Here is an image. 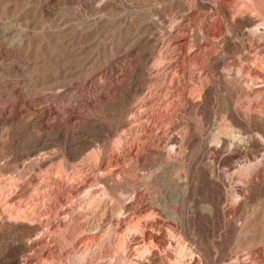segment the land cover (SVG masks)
<instances>
[{
	"label": "rangeland",
	"instance_id": "obj_1",
	"mask_svg": "<svg viewBox=\"0 0 264 264\" xmlns=\"http://www.w3.org/2000/svg\"><path fill=\"white\" fill-rule=\"evenodd\" d=\"M45 1L0 0V264H264V0Z\"/></svg>",
	"mask_w": 264,
	"mask_h": 264
},
{
	"label": "bare ground",
	"instance_id": "obj_2",
	"mask_svg": "<svg viewBox=\"0 0 264 264\" xmlns=\"http://www.w3.org/2000/svg\"><path fill=\"white\" fill-rule=\"evenodd\" d=\"M53 0H46L45 2L46 3H51ZM103 1H106V0H103ZM123 1V0H122ZM131 3H136L138 0H129ZM170 1H172V3L174 2V3H177V4H180V6H181V4H183L184 3V1L185 0H170ZM198 2H199V4H205L206 3V0H197ZM115 2H117V1H115ZM139 2V1H138ZM103 2H101V4H102ZM101 4L100 5H98L99 7V9H97L98 11H97V13L98 14H100V15H105V12H103V11H105L106 10V8L105 7H107L109 4H107V2H106V4H103V6H101ZM125 4H126V1H125ZM138 4V3H137ZM52 5V4H51ZM176 5V4H175ZM101 6V7H100ZM118 6H119V4H118ZM183 6H184V4H183ZM185 6H186V4H185ZM185 8V7H184ZM186 9V8H185ZM102 13H104V14H102ZM7 17V16H6ZM4 18V17H3ZM8 18V17H7ZM92 19H94V18H92ZM3 20V19H2ZM95 20V19H94ZM3 23V22H2ZM6 23V22H5ZM9 25V24H8ZM2 29V28H1ZM7 29H10L9 27H7ZM8 31V30H7ZM11 31H12V29H11ZM18 31V30H17ZM2 32V31H1ZM6 34H7V32H6ZM8 34L10 35V33L8 32ZM21 34V33H20ZM19 35V34H18ZM22 36V35H21ZM12 37V36H11ZM7 40V39H6ZM19 40L20 39H13L12 38V40H10V45H12V46H16L17 44H18V42H19ZM11 48V47H10ZM17 48V47H16ZM101 83V82H100ZM102 84V83H101ZM23 124V123H22ZM91 124V123H90ZM95 124V123H94ZM21 125V124H20ZM103 126V125H102ZM87 127V126H86ZM103 128V127H102ZM62 128H60V130H61ZM81 129H83V128H81ZM104 129V128H103ZM18 130V129H17ZM67 130V129H66ZM104 130H106V128L104 129ZM65 131V130H64ZM63 131V132H64ZM107 131H109V130H107ZM21 132H22V130H21ZM53 132V131H52ZM56 132H58V131H56ZM69 132V131H68ZM68 132H65L66 134L68 133ZM63 134V133H62ZM68 136H70V134L68 133ZM227 136V135H226ZM225 137V136H224ZM229 138V137H228ZM230 139V138H229ZM220 140V139H219ZM218 140V141H219ZM227 140V139H226ZM220 142V141H219ZM222 142V141H221ZM232 142V141H231ZM231 147V146H230ZM151 177V176H150ZM149 177V178H150ZM106 182V181H105ZM111 186V185H110ZM114 188H115V186H113ZM176 198H178V197H176ZM118 199V198H117ZM117 202V201H116ZM221 203V202H220ZM114 204V203H113ZM105 205H107V204H105ZM115 205V204H114ZM113 206V205H112ZM201 207V206H200ZM114 208V207H113ZM117 209V208H116ZM166 209V208H165ZM206 209V208H205ZM113 211V210H112ZM105 213V212H104ZM174 213V212H173ZM79 214H81V213H79ZM176 214V213H175ZM82 215V214H81ZM173 216V215H172ZM176 216V215H175ZM174 217V216H173ZM176 217H178V215L176 216ZM81 218V217H80ZM175 218V217H174ZM86 227V226H85ZM134 227V226H133ZM84 229V228H83ZM88 230V229H87ZM81 231V230H80ZM85 232H87L86 230H85ZM139 234H140V232H139ZM142 234V233H141ZM142 236V235H141ZM92 237V236H91ZM97 237V236H96ZM92 238H95V236L94 237H92ZM85 240H86V238H85ZM88 240V239H87ZM94 240H96V239H94ZM91 241H93V239L91 240ZM117 241V240H116ZM115 241V242H116ZM88 242V244L89 243H91L90 241H87ZM81 243V242H80ZM80 243H78V244H80ZM86 243V242H85ZM117 243V242H116ZM81 244H83V243H81ZM119 244V243H118ZM86 245H87V243H86ZM85 245V246H86ZM116 246H117V244H116ZM87 247V246H86ZM85 247V248H86ZM113 247V246H112ZM22 248V250L23 251H25L26 250V246H24V247H21ZM81 248H84V246L83 247H81ZM84 248V249H85ZM80 249V248H79ZM78 249V250H79ZM115 249V248H114ZM22 250H21V253H22ZM87 250V249H86ZM85 250H83V252H84ZM19 252H20V250H19ZM21 253H19V254H21ZM1 262V261H0ZM11 263V262H10ZM9 263V264H10ZM13 263H14V261H13ZM15 264H19V260H17L16 259V261H15Z\"/></svg>",
	"mask_w": 264,
	"mask_h": 264
}]
</instances>
